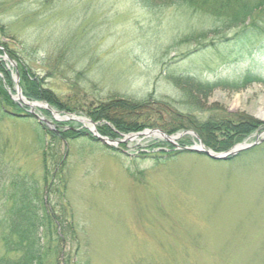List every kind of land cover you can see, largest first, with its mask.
<instances>
[{
	"label": "rangeland",
	"instance_id": "obj_1",
	"mask_svg": "<svg viewBox=\"0 0 264 264\" xmlns=\"http://www.w3.org/2000/svg\"><path fill=\"white\" fill-rule=\"evenodd\" d=\"M163 1L151 9L141 0H0V42L77 111L29 100L18 60L2 48L0 218L17 211L22 191L36 195L73 233L61 243L73 264H264V141L227 161L184 151L202 143L224 154L264 140V47L256 38L219 43L237 30L209 36L208 47L198 37L216 24ZM16 82L24 102L50 108H34L49 126L27 116ZM214 84L221 86L209 92ZM120 99L149 104L131 118L112 113L116 119L154 127L123 134L88 116ZM78 119L122 143L82 137H93L92 125ZM207 120L261 127L226 151L192 128L163 130ZM103 127L117 137L102 135ZM153 130L179 137L142 135ZM67 132L76 138L63 141Z\"/></svg>",
	"mask_w": 264,
	"mask_h": 264
},
{
	"label": "trees",
	"instance_id": "obj_2",
	"mask_svg": "<svg viewBox=\"0 0 264 264\" xmlns=\"http://www.w3.org/2000/svg\"><path fill=\"white\" fill-rule=\"evenodd\" d=\"M146 8H160L155 5L153 0H141ZM151 2V3H150ZM150 4V5H149ZM181 6L190 9L193 14H202L209 17L216 27L208 33L198 37V40H210L209 36L223 35L225 31L237 30L234 38L231 40L224 39L225 42H219L221 45L227 42L239 41L243 43L259 39V45L264 47V0H255L251 6H247L243 0H166L163 1L164 7ZM4 29L0 27V31ZM212 38V39H213ZM255 44V43H254ZM219 45V44H218ZM253 46V44H252ZM207 47V46H205ZM208 47H214V42H210ZM2 48L10 50L6 45L0 42V54L4 52ZM11 52V50H10ZM15 60L19 62L21 71V87L24 95L32 101H44L50 105L56 106L59 110L70 113L77 112L75 108H71L61 104L52 91L45 89L43 83L30 72L23 61L19 59L13 52L10 53ZM2 70V65H0ZM221 85L214 84L208 86L210 92ZM240 85L236 84L233 89L238 90ZM0 94L5 95L2 88ZM2 101V100H0ZM148 101L135 102L129 100H111L109 103L101 104L88 114L93 121L110 122L118 133L140 132L144 129H151L153 124L144 121L143 123H125L121 116L133 117L139 115ZM15 116V115H14ZM31 117L30 115H27ZM192 124V123H191ZM261 125L257 122H239L235 124L230 121H214L207 120L205 122L196 123L191 126H175L171 129H163L169 135H174L179 131L186 129H194L204 139L206 146L216 151H226L233 146L238 139L245 138L260 129ZM73 133V132H72ZM100 133L111 139L117 135L108 127L100 129ZM82 137H88L95 141L87 134H81ZM76 136L68 133L62 137L63 141L73 140ZM221 139V140H219ZM193 154V153H192ZM175 156V155H174ZM173 156V157H174ZM18 198L19 206L17 211H2L0 218V240L3 245L4 255L0 257V264H56V260L62 257L61 264H73L72 259H68L67 255L62 253V239L65 236H73L64 225L66 221L59 218L54 211H50L41 202L36 195H29L22 191V194L15 196ZM76 240V238H75ZM55 258V262L53 261ZM60 264V263H57Z\"/></svg>",
	"mask_w": 264,
	"mask_h": 264
},
{
	"label": "water",
	"instance_id": "obj_3",
	"mask_svg": "<svg viewBox=\"0 0 264 264\" xmlns=\"http://www.w3.org/2000/svg\"><path fill=\"white\" fill-rule=\"evenodd\" d=\"M13 65V64H12ZM17 84V94H18V97H19V100H22L23 104L25 107L29 108L30 111H29V115L35 117L39 123H45L46 125H50V123L42 118H39L35 113H34V108L31 106V105H39L37 103H34V104H30V103H26L24 102V98L22 97V93H21V90L19 88V85H18V82H16ZM39 108L41 109H47L48 111L51 112L50 108L48 106H40ZM78 122L80 123H88L90 125H92V129H90V133L93 135V138L102 143V144H105L107 145L108 147H113L115 144H120L122 142H114L112 140H109L107 138H103L101 137L96 129H95V125L93 123H90V122H87V121H83V120H80L78 119L77 120ZM145 133H149L150 135H155V134H158V135H161L167 142H171L173 143L174 141H176L178 139L177 138H174V137H170V136H167L165 133H163L162 131H159V130H153V131H145L142 135H145ZM187 134V133H185ZM188 134H191V133H188ZM138 136H141L140 135H135L133 136L134 138L138 137ZM264 140H261V141H258L257 143H255L254 145H249V146H236L234 147L231 151L227 152V153H224V154H215L213 153L212 151H209L207 150L204 145L202 143H200V146L199 147H196V148H190V149H185L184 151H188V152H191V153H197V154H202V155H205L207 156L208 158H210L211 160L213 161H227L229 158L231 157H235L236 155H238L239 153L257 145V144H260L262 143Z\"/></svg>",
	"mask_w": 264,
	"mask_h": 264
},
{
	"label": "bare ground",
	"instance_id": "obj_4",
	"mask_svg": "<svg viewBox=\"0 0 264 264\" xmlns=\"http://www.w3.org/2000/svg\"><path fill=\"white\" fill-rule=\"evenodd\" d=\"M33 108H39L40 107V105H31ZM55 117L56 118H59V116L58 115H55ZM145 136H148V137H158L159 135L158 134H155V136L154 135H150L149 133H145ZM135 140L136 138H134V137H130V138H128L127 140Z\"/></svg>",
	"mask_w": 264,
	"mask_h": 264
}]
</instances>
